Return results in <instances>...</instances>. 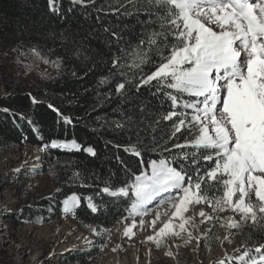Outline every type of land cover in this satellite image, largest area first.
Listing matches in <instances>:
<instances>
[{"label": "snow or ice", "instance_id": "6c2138e0", "mask_svg": "<svg viewBox=\"0 0 264 264\" xmlns=\"http://www.w3.org/2000/svg\"><path fill=\"white\" fill-rule=\"evenodd\" d=\"M47 2L50 10L59 13L57 0ZM71 2L83 5L86 0ZM121 9H124L122 13ZM112 11L124 16L135 13L137 17L143 12L148 19H137L142 28L138 42L119 47L118 54H112V67L108 75L99 78L97 87L119 77L115 94L121 98V103L129 97V86H134L138 92L143 86L155 88L151 95L165 98L161 106L170 101V110L156 114V119L148 126L154 133L162 121H168L171 129L163 143L153 135L150 143L143 145L141 129L133 116L111 121L114 132L127 134L135 128L136 142L125 147L126 152L137 157H142L145 151L157 152L160 158L149 160L146 165L141 159L143 170L132 172L122 186L108 185L100 191L117 199L127 198L129 217L144 216L151 202L157 198L163 202L162 194L175 193L167 197L176 201L170 205L174 208L171 217L154 235L146 238L155 241L158 247L165 237L183 238L182 233H187L185 243L198 241L199 236L188 231V226L199 232L200 224L219 220V214L226 210L232 213L226 225L221 224L226 230L241 229L245 225L264 229V0H118V7L113 6ZM153 25H158L159 30L149 31ZM104 31L111 33L118 46L124 40L120 32L110 28ZM79 52L77 48L76 54ZM153 55L159 59L153 60ZM144 66L154 70L145 72ZM104 96L105 100L111 97V90ZM32 102L38 103L34 97ZM140 110L144 112V105ZM54 111L66 124L72 123L70 117L63 116L58 109ZM181 136L183 143L173 142ZM51 147L74 148L97 155L92 146L81 148L75 139L52 140ZM117 160L124 163L120 157ZM200 160L215 163L201 175ZM192 165L196 166L194 171ZM80 179L78 172L69 177L71 181ZM214 185L217 192L222 187V195L210 194ZM85 199L93 213L102 207L91 197ZM62 203L64 212H72L81 204V198L73 193ZM201 205L209 206L211 214L200 207L196 214L199 222L195 216H185ZM237 215L238 219L233 218ZM159 217L157 212L151 224L155 225ZM172 218L179 219L176 226L179 230H174ZM139 223L144 226L145 221L141 219ZM135 226L133 220L132 225L125 226L123 235L131 238ZM91 231L97 236L101 234L94 227ZM230 236L229 231L223 240L231 243ZM84 241L88 245L93 243L87 237ZM166 254L173 255L172 252ZM226 261L228 264H264V243L254 248L242 244L233 249L232 255L226 252L215 264H226Z\"/></svg>", "mask_w": 264, "mask_h": 264}, {"label": "trees", "instance_id": "16d2710c", "mask_svg": "<svg viewBox=\"0 0 264 264\" xmlns=\"http://www.w3.org/2000/svg\"><path fill=\"white\" fill-rule=\"evenodd\" d=\"M113 6L118 7V0H86L83 5L73 4L71 0H57V13L49 9L47 0H0V57L12 54L13 74L22 75V83L14 92L0 97V148L5 151L22 143L47 145L42 171L47 172L51 167L54 186L50 195L37 196L34 205L28 209V218L33 223L42 224L60 216L63 200L75 193L81 198V204L71 213L79 223L93 225L99 231L111 228L117 219L126 215L130 201L125 197H111L100 190L108 185L122 186V182L131 178L132 172L143 170L141 159L146 165L147 161L160 158L157 152L145 151L142 157L126 152L125 147L136 142L135 128L127 134L114 132L111 121L133 116L141 129L143 145H148L153 135L161 143L170 135L168 121H162L154 133L148 126L156 119V114L170 110V101L161 106L165 98L151 95L155 88L143 86L138 92L134 86H129V97L121 103V98L115 94L119 77L108 85L97 87L99 78L108 75L112 67V54H118L119 47L138 42L142 28L137 19H148L143 12L139 17L135 13L131 16L117 14L112 11ZM123 11L121 9V13ZM105 28L124 36L119 46ZM153 28L159 30L158 25H153L149 31ZM34 48L35 52L32 51ZM77 48L79 54H76ZM152 59L159 58L153 55ZM143 70L150 72L154 68L144 66ZM131 75L129 73L130 78ZM8 81L7 88L11 80ZM109 90L112 96L105 100L104 94ZM32 97L38 103H33ZM141 105L145 107L144 112L140 110ZM54 109L70 117L72 123L66 124L58 118ZM187 135L185 132L184 136ZM72 139L81 148L92 146L97 155L74 148L51 147L52 140ZM173 142L183 143L184 137ZM214 163V160H200V174ZM195 167L192 165L193 171ZM74 172L80 173V180H69ZM216 188L214 185L210 194L222 195V187L219 192ZM87 197L102 207L93 213L87 206ZM232 233L241 245L254 248L264 243V229L245 225L233 229ZM98 259L99 252L95 249H75L63 257L64 261L73 264H99Z\"/></svg>", "mask_w": 264, "mask_h": 264}, {"label": "rangeland", "instance_id": "374dc122", "mask_svg": "<svg viewBox=\"0 0 264 264\" xmlns=\"http://www.w3.org/2000/svg\"><path fill=\"white\" fill-rule=\"evenodd\" d=\"M11 57L12 54L10 53H7L0 57V97L14 92L17 86L22 83V75L18 74L14 76L13 74ZM8 80H11L9 88L6 87V84L9 82ZM6 158L7 155L4 154L2 152V149L0 148V164L5 163L7 160ZM44 166L45 162L43 163L41 168V172L43 173L41 183L32 194L33 203L36 200L37 196L39 197L50 195L54 190V186L51 182V167H49L47 172H43L42 169L44 168ZM168 195L174 196L175 193L163 194V202H161L160 198L154 200L153 204L151 202V206H146V214L144 216L136 215L133 217H129V212L127 211L125 216L117 219L115 224L111 228L107 229V232L104 231L105 229L100 231L97 230V232L101 233L98 236L94 235L91 231V228L94 227L93 225H83L79 223L74 218V216H72L71 212L68 213V215L62 216V218H58L56 221L46 223L39 227L27 224L21 227L19 229V232H34L33 234L36 235V238L38 237V243L41 242L42 244L41 255L43 257L48 251H50V249L58 248V246L56 247V245H59V243L66 242L65 239L68 234L64 237L59 236V234H61L60 232H63L65 228L73 226V229L75 231L77 230L79 233H82L93 242L91 245L82 243L77 246L76 250H98L99 264H108L107 262L109 260L115 261V258L118 256L122 257L123 255H132V253L134 252V254L137 255L136 262L139 264H198L197 260L193 258V251L191 247L195 243V239L188 240V242L185 243V240L187 239V233H182L183 238L165 237L159 247L156 245L155 241H149L146 239L148 236L154 235L155 231H158L163 226V223L168 221L169 217H171V213L174 211V208L170 207V205L175 203L176 201L167 199ZM200 207H203L205 212L210 211L209 214H211V208L209 206L201 205L197 206L194 210H190L189 212L185 213V216H192L194 212H196L197 214L200 211ZM207 208L209 209V211H207ZM157 212L160 213V217L158 220H156L155 225H152L151 222L156 217ZM196 214L194 216L197 222H199L198 220L200 219V217ZM231 215V211L226 210L225 212L219 214V220H206L203 224L199 225V228L201 230L199 232L188 226V231L193 232L194 236H199V239L201 240V242L199 243L202 261L201 264H203V262L204 264H215L217 260L223 259L225 257L226 252L231 255L233 253V249H236L241 245L239 240H237L233 236V229L226 230V227H221V224H224V222L227 220V217ZM125 217H128V219L126 220L127 226L132 225L133 220L136 221V226L132 229L134 235H132L131 238H128L123 234L118 238L112 237L111 231L113 230L114 226L119 220H123V218ZM233 218L238 219V217L236 218V216ZM141 219L145 221L144 226H141L139 223ZM172 219L173 222L179 220L178 218ZM173 227L174 230H179L174 223ZM229 231L231 232V243H228L227 241L220 242V237L223 235H227ZM200 233H204L202 239ZM217 237H219V239H217ZM116 243L118 244V247L115 246ZM113 248L115 249V251H113ZM218 251L224 252L214 259L210 260V262L206 263L208 256H210L211 254H216ZM167 252H172L173 255L169 256L166 254ZM15 263L22 264L18 263L16 252L13 248L9 251H0V264ZM23 264L32 263H29L27 260L26 263ZM40 264H67V262L63 259L60 260L58 258H55L54 260L44 261ZM226 264H228L227 261Z\"/></svg>", "mask_w": 264, "mask_h": 264}, {"label": "built area", "instance_id": "2783aa9c", "mask_svg": "<svg viewBox=\"0 0 264 264\" xmlns=\"http://www.w3.org/2000/svg\"><path fill=\"white\" fill-rule=\"evenodd\" d=\"M42 148H44L42 145L22 143L13 145L2 151L7 155V160L5 163L0 164V251H9L13 248L16 252L18 263L22 264L26 263L27 260L32 264H40L44 261L54 260L55 258L61 260L68 253L61 252L59 246L56 245L58 248L50 249L44 257L41 255V259L34 262L20 254L16 238H14L18 234H21L19 229L27 224L39 227L56 221L58 218H62V216L70 213L63 212L60 216L54 217L42 224L33 223L28 218L27 211L34 205L32 194L40 185L43 176L41 168L44 163L45 148L41 150ZM36 162L39 163L38 166H34ZM15 169H19V171H14ZM67 228L71 230L73 226ZM60 233L59 236H62L63 232ZM203 234L200 233L201 239ZM191 247L193 258L199 264L201 261L200 248L198 251L197 249L195 251L193 245ZM67 264L73 263L67 262Z\"/></svg>", "mask_w": 264, "mask_h": 264}, {"label": "bare ground", "instance_id": "6f19581e", "mask_svg": "<svg viewBox=\"0 0 264 264\" xmlns=\"http://www.w3.org/2000/svg\"><path fill=\"white\" fill-rule=\"evenodd\" d=\"M40 164H42V163H40ZM38 165H39L38 162H36L34 164V166H38ZM153 202H152V204H153ZM152 204H149V205L151 206ZM149 205H147V206H149ZM207 211H209L208 208H207ZM208 213H210V211ZM195 214H196V212H194L192 216H194ZM237 217L238 216H236V218ZM173 223L177 226L179 223V220H176ZM226 223H227V220L224 222V224L226 225ZM125 226H127V221L124 218H123V220H119L116 223V225L114 226L113 230L111 231L112 237H114V238L120 237L123 234V230H124ZM73 230L74 229L70 230L69 228L64 229L62 237H64L67 234L68 235L66 236V239H65L66 242L65 243L61 242L58 245L61 252H69L71 250L76 249L77 246H79L80 244L85 243L84 238L86 236H84L82 233H79L77 230H76L77 232L75 230L74 231ZM33 233H34L33 231H30L27 233H21L20 235L18 234V236H15L14 238H16L17 248L19 249L20 254L23 255L24 257H29V259L36 262V261L41 259L42 244H41V242L38 243V237L36 238V235H34ZM223 237H224V235L220 237V242L224 241ZM61 238H60V240H61ZM194 242L195 243L193 244V248H195V251H196V249L198 251V249H199L198 244L200 242V239L198 241L195 240ZM115 246L118 247V244L116 243ZM223 252L218 251L216 254H211L210 256H208L206 263L210 262V260L214 259L215 257L222 254ZM134 253H132V255H127V256L123 255L122 257L118 256L115 258V261L109 260L107 263L108 264H139L136 262L137 255H135ZM201 263H202V261H200L199 264H201ZM203 264H204V262H203Z\"/></svg>", "mask_w": 264, "mask_h": 264}]
</instances>
